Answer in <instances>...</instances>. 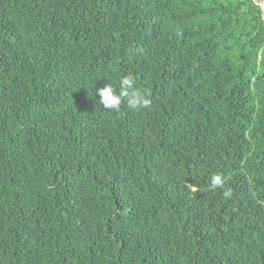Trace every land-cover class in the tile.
<instances>
[{"label":"trees","instance_id":"trees-1","mask_svg":"<svg viewBox=\"0 0 264 264\" xmlns=\"http://www.w3.org/2000/svg\"><path fill=\"white\" fill-rule=\"evenodd\" d=\"M0 264H264L252 0H0Z\"/></svg>","mask_w":264,"mask_h":264},{"label":"clouds","instance_id":"clouds-1","mask_svg":"<svg viewBox=\"0 0 264 264\" xmlns=\"http://www.w3.org/2000/svg\"><path fill=\"white\" fill-rule=\"evenodd\" d=\"M99 102L106 110H119L126 101L128 108L133 111L146 109L150 104V99L145 89L136 86L131 75L122 76L117 86L106 83L103 87L96 89Z\"/></svg>","mask_w":264,"mask_h":264},{"label":"built area","instance_id":"built-area-1","mask_svg":"<svg viewBox=\"0 0 264 264\" xmlns=\"http://www.w3.org/2000/svg\"><path fill=\"white\" fill-rule=\"evenodd\" d=\"M254 2L255 5L258 6V8L260 9V15L262 20L264 21V0H252Z\"/></svg>","mask_w":264,"mask_h":264}]
</instances>
